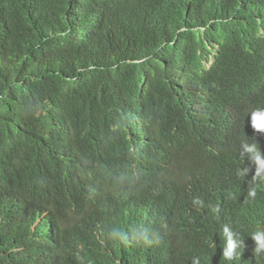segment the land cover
<instances>
[{"label": "trees", "instance_id": "1", "mask_svg": "<svg viewBox=\"0 0 264 264\" xmlns=\"http://www.w3.org/2000/svg\"><path fill=\"white\" fill-rule=\"evenodd\" d=\"M149 55L162 64L134 62ZM263 88L264 0H0V140L10 146L0 159V170L10 174L0 183V264H130L114 232L124 242L139 237L135 250L147 264L162 263L157 246L182 264L197 258L264 264V254L251 253L249 237L264 229V210L238 231L244 248L230 261L217 231L238 227L213 215L178 180L161 202L168 214L152 208L131 225L119 224L135 206L126 205L127 185L116 182L115 196L84 201L87 213L96 211L94 222L85 213L80 218L92 223L81 233L84 242L54 247L49 226L59 204L38 196L45 177L37 166L44 151L50 162L71 154L98 179L111 170L112 151L132 147L160 168L158 160L167 162L173 146L191 137L212 132L230 140L245 133V117L263 101ZM96 144L107 156L97 155ZM213 164L230 177L244 167L230 152ZM189 228V246L161 244Z\"/></svg>", "mask_w": 264, "mask_h": 264}, {"label": "clouds", "instance_id": "2", "mask_svg": "<svg viewBox=\"0 0 264 264\" xmlns=\"http://www.w3.org/2000/svg\"><path fill=\"white\" fill-rule=\"evenodd\" d=\"M214 52L212 50V55L210 53L208 60L203 62L207 69L213 62ZM149 60H152V63L162 64L161 58L155 59L154 55L140 57L134 62L149 64ZM165 65L172 67L173 60L169 59ZM76 74L81 73L70 76L73 77ZM195 81L202 85L201 79L197 78ZM261 94H263V101L251 107L245 117V133L230 140H223L218 134L212 132L191 137L183 141L180 146H173L167 162L158 160L162 166L160 168L146 159L142 152H137L132 147H121L112 151L109 156L108 167L111 170L107 176L92 179L89 177L88 165L82 159L67 154L68 157L65 159L50 162L44 151V160L37 159V166L44 168V171L39 173L45 177V181L41 182L44 193L38 196L59 204L55 211L56 218L49 226L53 246L73 247L84 242L87 236L81 233L85 232L92 223L80 224L86 222V220L80 221V218L85 213L87 216H92L91 221L94 222L96 216V211L87 213L89 208L85 207L84 201L90 199L101 203L107 196H115L113 192L116 182H124L127 185L131 195L125 196L129 198L126 205L135 206V211H128L119 224L131 225L138 222L145 212H151L152 208L159 211V215L168 214L169 209L161 202L170 197L173 180H178L181 189L201 200L213 215L228 216L232 219L238 228L225 224L217 233H220L226 241L222 252L223 257L230 261L235 257L238 258L239 248H244L243 239L238 231H245L264 210V155L261 152V148L264 147V88ZM121 113L125 115L124 112L121 111ZM204 114L207 113L204 112ZM0 117L4 118L5 115L0 114ZM140 139L147 141L145 135H142ZM233 140H237L238 144L234 145ZM9 148V145L0 140V159L3 155L9 154ZM49 148L57 150L53 146ZM93 148L100 158L107 156L106 148L98 144ZM229 152L231 156H241L244 163V167L238 169L237 175L232 177L227 174L220 175L216 170L218 166L213 164V158ZM13 170L16 171L17 168L14 167ZM9 176L10 174L0 170V183ZM156 185H160V188H155ZM40 204L45 205L41 202ZM158 218L161 217L158 216ZM34 225L35 223H32L30 228ZM138 226L140 227V223L137 224ZM190 233L191 228L182 238L164 241L161 244L167 248L175 244L189 246ZM249 237L251 253L255 256L264 254L262 251L264 249V229L257 228ZM111 238L120 240V257L127 263L147 264L143 254L135 250L137 242L140 241L139 237H133L132 240L124 242V234L114 232ZM245 247L247 248V244ZM155 250L161 251L160 257L163 260L162 263L157 262L156 264H182L163 248L157 246ZM193 264H199L198 258L194 259Z\"/></svg>", "mask_w": 264, "mask_h": 264}, {"label": "bare ground", "instance_id": "3", "mask_svg": "<svg viewBox=\"0 0 264 264\" xmlns=\"http://www.w3.org/2000/svg\"><path fill=\"white\" fill-rule=\"evenodd\" d=\"M40 236H41V235H40ZM40 236L38 235V237H37V238H39Z\"/></svg>", "mask_w": 264, "mask_h": 264}]
</instances>
